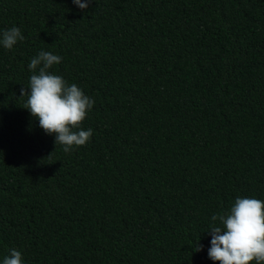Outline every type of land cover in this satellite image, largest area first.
<instances>
[{"label": "trees", "instance_id": "1", "mask_svg": "<svg viewBox=\"0 0 264 264\" xmlns=\"http://www.w3.org/2000/svg\"><path fill=\"white\" fill-rule=\"evenodd\" d=\"M13 26L0 264L12 249L22 264H218L211 217L264 201V0H0V40ZM41 51L95 101L93 135L67 153L21 97Z\"/></svg>", "mask_w": 264, "mask_h": 264}, {"label": "clouds", "instance_id": "2", "mask_svg": "<svg viewBox=\"0 0 264 264\" xmlns=\"http://www.w3.org/2000/svg\"><path fill=\"white\" fill-rule=\"evenodd\" d=\"M80 9H86L91 3L73 0ZM21 29L13 26L3 32L0 43L6 49H12L18 41H23ZM62 57L41 51L32 58L28 67L33 72L30 77V92L21 88V97L27 95L25 104L31 115L39 121L45 133L55 134L56 145H62L64 152L74 147L86 145L93 131L83 130L81 125L95 101L85 95L76 84L70 86L63 77L49 70L60 64ZM219 221L220 226H213L208 256L218 264H264V201L256 198L237 197L228 212L211 217ZM203 249L198 241L195 252ZM3 264H22V254L15 249Z\"/></svg>", "mask_w": 264, "mask_h": 264}]
</instances>
